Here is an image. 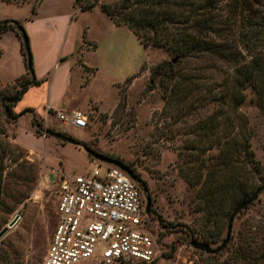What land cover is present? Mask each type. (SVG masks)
Listing matches in <instances>:
<instances>
[{
    "label": "rangeland",
    "instance_id": "1",
    "mask_svg": "<svg viewBox=\"0 0 264 264\" xmlns=\"http://www.w3.org/2000/svg\"><path fill=\"white\" fill-rule=\"evenodd\" d=\"M93 1L96 0H0V20L22 24L28 37L33 75L40 80L13 103L12 109L19 115L15 121L8 120L1 110V98L16 93L17 69L24 66V73L28 70L20 47L14 45L19 35L13 29L3 32L0 36V167L5 209L11 212L0 210L1 229L15 215L19 216L0 236V248L5 249L8 257L4 264H41L56 223L58 172L82 173L95 160L100 163V175H103L109 166L92 158L81 146L62 145L53 136L37 134L33 117L43 129L62 132L135 170L145 207L147 197L151 199L150 222L145 228L158 238L156 264H207L206 255L190 244L189 232L206 229L208 233H219L213 237L212 241L216 242L195 238L216 248L225 238L228 222L225 212L231 205L226 204L222 215L209 214L206 203L193 197L202 180L190 186L182 177L181 167L184 154L199 153L205 147L204 140L200 141L192 130V124L214 107L199 98L175 97L171 91L173 78H152L155 65L169 61L173 55L159 46L145 47L124 27L111 28L109 17L99 4L117 0H97L95 6L81 9ZM250 2L253 7L250 18L255 23L259 20L255 14L259 10L264 13V0ZM67 13H71L69 19ZM246 15L241 0H220L218 4L222 35L241 53L242 61H250L252 57L241 42L242 34L250 26L245 22ZM86 26L88 39L93 41L90 47L86 42ZM65 40L66 50L54 66V54L61 50ZM76 46L73 58L66 59ZM261 52L264 55V46ZM176 64L178 70L197 81L195 85H216V80L231 75L233 70L231 64L204 56ZM70 72L73 86L68 89L66 80ZM245 93L247 98L239 111L249 120L253 133L251 148L260 162L259 174L264 177V117L251 94ZM64 97L70 98V102L61 108L60 99ZM47 107L51 108L49 112ZM72 109L85 113L88 124L85 128L72 126L66 132L69 123H63L56 111L69 114ZM193 140L196 148L189 149ZM199 204L202 210L198 209ZM160 218L169 223V229L161 227ZM247 242L264 250V189L235 215L222 258Z\"/></svg>",
    "mask_w": 264,
    "mask_h": 264
},
{
    "label": "trees",
    "instance_id": "2",
    "mask_svg": "<svg viewBox=\"0 0 264 264\" xmlns=\"http://www.w3.org/2000/svg\"><path fill=\"white\" fill-rule=\"evenodd\" d=\"M219 2L220 0H117L111 4L100 3L99 6L115 25H125L131 29L145 47L159 46L173 55L169 61L155 65L151 70L152 78H173L171 91L175 97L188 96L192 100L199 98L205 100L207 106L213 105L211 112L192 124V130L200 137V141L204 140L205 147L199 153L184 154L181 172L190 186L202 180L201 187L194 192L193 197L206 203L209 214L222 215L224 213L221 211L226 204H230L225 212L229 218L232 209L240 201L257 189H264V177L259 174L260 162L251 148L253 133L249 120L239 111L247 98L245 91H248L264 117V55L261 52L264 46V13L259 10V14H255L259 20L253 23L250 18V11L253 10L250 0H241L247 14L245 22L250 25L242 34L241 42L252 55L250 61H242L241 53L222 35L223 24L217 16ZM96 4L97 0L82 5L81 9H89ZM9 29L15 30L21 39L20 52L28 70L14 82L19 86L16 93L20 98L30 85L38 84L40 80L33 75L32 63L28 65L31 54L22 24L10 19L0 20V36ZM201 56L233 65L232 74L216 80V85H195L197 81L178 70L176 63ZM173 59L177 62L174 63ZM7 98H1V110L8 120L15 121L19 114L13 111V103L7 102ZM120 103L121 99L118 101ZM32 123L35 132L42 134L44 129L40 121L33 117ZM195 141L191 142L189 149L196 148ZM83 144L88 146L77 140L76 145ZM201 154L204 157H200ZM2 176L3 168L0 167V210L5 211ZM136 179L139 180L137 176ZM198 206L202 210V206ZM159 223L164 229L170 228L169 223L161 218ZM189 233L192 238L199 236L206 241H212L219 234L208 233L206 229L202 232L191 229ZM251 243L234 247L226 258H222V252L227 245L216 253L199 252L206 255L207 264H264V250L256 249L255 244ZM7 258L5 249L0 248V264H4ZM150 264H156V261Z\"/></svg>",
    "mask_w": 264,
    "mask_h": 264
},
{
    "label": "built area",
    "instance_id": "3",
    "mask_svg": "<svg viewBox=\"0 0 264 264\" xmlns=\"http://www.w3.org/2000/svg\"><path fill=\"white\" fill-rule=\"evenodd\" d=\"M56 115L76 128L88 124L78 109ZM100 167L94 160L82 173H57L56 223L41 264H150L159 255L139 184L117 166L103 175Z\"/></svg>",
    "mask_w": 264,
    "mask_h": 264
},
{
    "label": "water",
    "instance_id": "4",
    "mask_svg": "<svg viewBox=\"0 0 264 264\" xmlns=\"http://www.w3.org/2000/svg\"><path fill=\"white\" fill-rule=\"evenodd\" d=\"M77 51V46L75 47L74 49V52L69 56L67 57L66 59H70V58H73L75 52ZM175 61V59H174ZM28 65L30 66L31 65V61L29 60L28 61ZM18 99V93H15L13 96L11 97H8L7 98V102H11V103H15ZM44 133H45V136L46 135H49V136H53L55 138H57L58 140H61V141H65V142H68V143H71V144H77V141L62 133V132H59V131H56V130H53V129H49V128H45L44 129ZM81 147H83V149L86 151V153L88 155H90L92 158L96 159V160H99L101 162H104V163H107V164H111V165H114V166H117L119 168H121L122 170H124L133 180H137L136 179V176L135 174L132 172V170L129 168V166L124 163L123 161L117 159V158H113V157H110L108 155H105L99 151H96L90 147H88L87 145L83 144L81 145ZM262 190L261 189H257L252 195H250L249 197H247L246 199L240 201L231 211L230 215H229V218H228V222H227V231H226V235H225V238L223 239V241L221 242V244L219 246H217L216 248H212L208 243L206 242H203V241H199L195 238H192L190 240V244L197 250L199 251H203L205 253H216L217 251L223 249L228 241H229V238H230V234H231V229H232V221L235 217V215L241 211L243 208L247 207L250 203H252L254 201V199L258 196L259 192ZM150 204H151V199L150 197L148 196L147 197V202H146V207H145V211L147 213L150 212ZM18 214L15 215L13 217V219L11 221H9V223L7 224V226L3 227L1 230H0V236H2L7 230L9 227H11L15 222L16 220L18 219Z\"/></svg>",
    "mask_w": 264,
    "mask_h": 264
},
{
    "label": "crops",
    "instance_id": "5",
    "mask_svg": "<svg viewBox=\"0 0 264 264\" xmlns=\"http://www.w3.org/2000/svg\"><path fill=\"white\" fill-rule=\"evenodd\" d=\"M66 16H67V18L69 19V17L71 16V13H67L66 14ZM65 16V17H66ZM109 21H110V26H111V28H114V30H118V29H120V28H126V30H128L130 33H132L133 35H134V37L138 40V38L136 37V35L133 33V31L131 30V29H129L127 26H125V25H121V26H117V25H115L114 23H113V21L109 18ZM108 21V22H109ZM89 28L86 26L85 28H84V30H85V35L87 36V41L84 39V41H86L87 43H88V46L90 47V46H92L93 44H92V38H90V39H88V37H90V35H89V30H88ZM20 39H19V37H18V39H16V41H14V45H15V48H17V49H19V47H20V41H19ZM139 41V40H138ZM77 44V43H76ZM65 46H66V40H65V42L63 43V46H62V48H61V50L59 51V52H57V53H55L54 54V59H55V62H54V66L56 65V61H57V59L58 58H60L62 55H63V53L65 52ZM78 47H79V45H78ZM81 51H83V49L81 50ZM0 59H2V56H0ZM24 71H25V69H24V66H22V67H20L19 69H17V71L15 72V77L17 78L18 76H20L22 73H24ZM14 77V78H15ZM9 82H11V81H8V83ZM72 82H73V75L71 74V72L68 74V76H67V80H66V88H70L71 86H73L72 85ZM82 87V86H81ZM69 102H70V98H62V99H60V103H61V108H64V107H66V106H68L69 105ZM98 109V108H97ZM73 110V109H72ZM99 110V109H98ZM48 117H49V115L46 113V118L48 119ZM63 124V123H62ZM71 127L72 126H68V128L67 129H65L66 130V132H69L70 131V129H71ZM60 129V128H59ZM66 143H68V142H66ZM60 144H62V143H60ZM65 144V143H64ZM63 145V144H62Z\"/></svg>",
    "mask_w": 264,
    "mask_h": 264
},
{
    "label": "flooded vegetation",
    "instance_id": "6",
    "mask_svg": "<svg viewBox=\"0 0 264 264\" xmlns=\"http://www.w3.org/2000/svg\"><path fill=\"white\" fill-rule=\"evenodd\" d=\"M128 166H129V168L132 170V172L135 174V176L138 177V174H136L135 170H134L130 165H128ZM138 178H139V177H138ZM136 182L138 183V180H136Z\"/></svg>",
    "mask_w": 264,
    "mask_h": 264
}]
</instances>
